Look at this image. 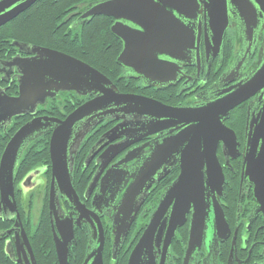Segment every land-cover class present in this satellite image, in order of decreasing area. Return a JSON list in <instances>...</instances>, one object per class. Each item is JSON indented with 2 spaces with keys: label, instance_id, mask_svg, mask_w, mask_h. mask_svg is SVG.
<instances>
[{
  "label": "water",
  "instance_id": "water-1",
  "mask_svg": "<svg viewBox=\"0 0 264 264\" xmlns=\"http://www.w3.org/2000/svg\"><path fill=\"white\" fill-rule=\"evenodd\" d=\"M20 1L0 2V27L36 0H28L4 12L5 8ZM255 5L264 10V0H108L90 6L83 18H114L116 23L111 27V33L123 44L117 64L145 76L146 72L168 71L170 65L158 60L159 56L184 52L193 43L192 35L179 17L194 18L198 8L203 6L211 33L210 45L217 52L228 28L229 6L237 9L247 30L251 31L257 19ZM39 54L43 57L22 64L19 96H0V125L9 124L14 116L33 114L38 104L58 92L94 97L74 109L64 120L48 116L33 118L14 133L0 157L1 207L17 212L14 174L22 151L29 143L51 132L48 142L52 167L49 215L54 212L58 190L89 224L90 237L83 264H103L104 234L96 215L97 209L87 210L76 194L71 181L69 157L76 153L80 141L96 124L92 119L99 116L98 112L108 110V114L121 113L122 116L116 119L122 122L102 135L92 148L91 156L113 140L124 139L100 155L102 168L137 141L130 140L135 131L144 132L145 136L163 130L175 132L156 144L151 155L140 162L134 175L117 169L138 158L139 150L129 151L115 168L107 170L102 177L101 190L92 202L95 205L104 201L106 196H110L109 200L113 202L123 185L132 178L113 218V252H118L124 243L152 184L166 176L176 164L179 174L164 189L127 264H154L153 249L163 244V250L167 251L177 230L187 223L188 217L185 261L200 248L206 226L210 229L214 227L220 238L228 233L220 205L224 175L217 149L222 143L224 151H236L235 133L224 122L235 107L264 91V60L247 82L236 84L225 96L199 106L171 107L143 96L119 93L106 76L73 57L48 50ZM10 64L15 66L16 61ZM129 114L133 115V122L126 120L125 116ZM85 119H88L86 126L75 134V127ZM246 131L247 151L242 162L241 179L247 178L253 184L258 211L264 216V97L259 112L250 120L247 117ZM235 157L232 155V158ZM53 183L57 184L56 190ZM91 190L90 185L87 193ZM69 237L73 239L72 229ZM54 243L59 264H67L68 244L71 243L69 240H58L55 234Z\"/></svg>",
  "mask_w": 264,
  "mask_h": 264
},
{
  "label": "flooded vegetation",
  "instance_id": "flooded-vegetation-1",
  "mask_svg": "<svg viewBox=\"0 0 264 264\" xmlns=\"http://www.w3.org/2000/svg\"><path fill=\"white\" fill-rule=\"evenodd\" d=\"M2 1L4 0H0ZM27 1L22 0L11 5L5 8L4 12H9ZM64 1L57 3L55 0H36L0 27V96L8 98L19 96L20 80L23 76L22 64L25 61L42 58L43 56L39 54L41 51H56L81 61L83 55L70 53L71 50L75 51L70 43H82L85 30L94 22H101L104 29L108 30L113 38V48L116 53V68L109 72L112 78L102 71L100 73L106 76L121 94L143 96L160 103L163 101L166 103L162 104L171 107L199 106L225 96L236 84L247 82L264 60V10L256 5L257 19L251 31L247 30L237 9L229 6L228 28L222 46L217 52H214L210 45L211 33L203 6L198 8L199 11L194 14V18L179 17L192 35L193 43L184 52H174L172 56H159L158 60L170 65L168 71L146 72L144 76L137 74L132 68L117 64L116 60L123 44L111 33L110 29L116 23L114 18L105 16L83 18L90 6L108 0H87L71 5L69 0ZM12 61H16L15 66L10 64ZM263 92L235 107L230 112L228 120L224 122L235 133L236 151L231 152V149L224 151L222 143L217 149L218 161L224 175L220 205L228 233L220 238L214 227L210 229L206 226L200 248L185 261L188 217L187 223L177 230L167 251L163 250V244L153 249L154 264H264V216L258 211L253 196V184L247 178L241 179L242 162L247 151V117L250 120L259 112L263 103ZM72 97L76 98L71 102ZM93 97L79 96L74 92H58L38 104L33 114L14 116L9 124H1L0 157L9 139L19 129L14 131V124L21 121L25 124L33 118L51 116V113L56 114V119L64 120L74 109ZM69 106L74 109L68 112ZM48 107H55L57 110L50 113ZM107 111L98 112L99 116L92 119L96 124L91 126L80 141L76 153L69 157V164L72 165L71 181L85 208L89 211L97 209L96 215L104 234L103 264H127L164 189L177 178L178 164L166 176L160 177L159 181L152 184L147 199L137 213L124 243L116 253L112 248L113 218L132 178L123 185L113 202H110V196H106L98 205L92 202L101 190V180L105 172L115 168L118 161L129 151L139 150V157L118 167L117 171H127L132 176L140 167V162L151 155L156 144H160L175 132L163 130L145 136L144 132L135 131L130 140L137 141L102 168L99 162L100 155L108 147L124 139L122 137L113 140L91 156L92 148L102 135L122 122L116 119L122 116L121 113L108 114ZM125 118L128 122L134 120L132 114ZM87 121L88 119H85L75 127V134H79ZM50 135L51 132L49 138ZM29 145L30 143L22 151L21 157L26 153ZM29 151L32 149L27 152ZM232 155L236 157L232 158ZM23 171V169L15 170L14 174V201L17 212L0 206V264H59L54 234L58 240L62 242L69 240L71 243L68 244L67 264H83L90 237L89 224L56 190V183H53L56 190L54 212L49 215L52 184L49 150L47 160H43L27 173L23 174ZM90 185L92 190L88 194ZM149 205H153L154 208L149 214L148 221L143 228L137 229L140 213ZM70 229L73 239L69 237ZM182 231L186 232L184 239L179 236Z\"/></svg>",
  "mask_w": 264,
  "mask_h": 264
},
{
  "label": "trees",
  "instance_id": "trees-1",
  "mask_svg": "<svg viewBox=\"0 0 264 264\" xmlns=\"http://www.w3.org/2000/svg\"><path fill=\"white\" fill-rule=\"evenodd\" d=\"M57 3H63L64 0H55ZM80 1H87V0H69V4H73L75 2ZM88 28V27H87ZM87 32H85L84 40L82 43L75 42L74 44L70 43L71 46L75 48V51L71 50V54L78 53L83 55L82 60L84 63L88 64L89 66L93 67L99 72H103L104 74L110 76L111 71H113L116 68L115 64V57L116 53H114L113 48V38L109 34L108 30L103 29L102 37L97 36L98 38H93L88 35H86ZM74 52V53H72ZM112 78V77H111ZM113 80V79H112ZM76 97L71 98V102L75 100ZM81 102V101H80ZM162 103H166L163 102ZM74 108L72 106H69L68 112L72 111ZM47 110L51 112H55L57 109L55 107H48ZM48 117H56L55 113H51V116ZM24 124V121H21L19 123L14 124V131H16L18 128H20ZM48 139H49V133L45 134L39 138H37L35 141L31 142L28 150L32 149V151H29L24 153V155L20 158L18 165L16 166V171H21L23 169V174L31 171L35 166L39 165L43 160L48 159ZM36 149L34 151V149ZM186 235V232L183 231L179 234V236H182L184 239ZM181 238V237H180ZM182 238L180 239L182 241Z\"/></svg>",
  "mask_w": 264,
  "mask_h": 264
},
{
  "label": "rangeland",
  "instance_id": "rangeland-1",
  "mask_svg": "<svg viewBox=\"0 0 264 264\" xmlns=\"http://www.w3.org/2000/svg\"><path fill=\"white\" fill-rule=\"evenodd\" d=\"M103 29H104V25L101 22H94L85 30V32H87L86 35L88 36L92 34L91 37L93 38V40H95L96 38H98L97 36H99V39L100 37H102L101 34H103ZM153 208H154L153 205H149L147 209L144 210L142 209L143 211H141L140 213L141 216H140V220L138 221L139 226L137 227V229L143 228V226H145V224L148 221L149 214L151 213ZM107 242H109V240H107Z\"/></svg>",
  "mask_w": 264,
  "mask_h": 264
}]
</instances>
